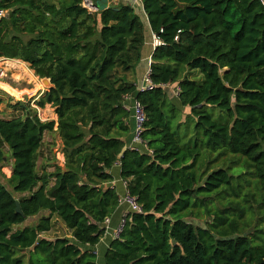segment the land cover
<instances>
[{
	"label": "trees",
	"instance_id": "obj_1",
	"mask_svg": "<svg viewBox=\"0 0 264 264\" xmlns=\"http://www.w3.org/2000/svg\"><path fill=\"white\" fill-rule=\"evenodd\" d=\"M99 6L91 12L83 0H0L9 10L0 21V58L49 79L52 87L31 101L50 106L57 118L43 122L23 101L7 104L21 115L3 118L9 97L0 90V176L21 195L0 184V264H21L24 251L47 264H96L91 249L104 236L102 223L122 209L115 188L106 186L115 164L142 211L126 216L103 264H264V240L251 246L259 224L251 217L264 203V6L142 0L151 32L164 43L148 67L155 87L143 92L135 85L146 34L141 10L106 0ZM194 71L200 82L190 79ZM125 97L143 108L146 152L128 147L134 122ZM207 107L225 114L216 120ZM185 110L195 120L191 147H181L172 131ZM53 132L64 163L49 172L52 166L38 160L44 133ZM215 152L234 156L231 165L243 171L211 170ZM9 160L6 178L1 169ZM249 178L261 199L251 189L243 193ZM41 212L48 215L14 231ZM52 219L70 238L41 237Z\"/></svg>",
	"mask_w": 264,
	"mask_h": 264
},
{
	"label": "rangeland",
	"instance_id": "obj_2",
	"mask_svg": "<svg viewBox=\"0 0 264 264\" xmlns=\"http://www.w3.org/2000/svg\"><path fill=\"white\" fill-rule=\"evenodd\" d=\"M108 5L112 4L108 3ZM190 79L196 82L201 81V77L197 71L192 72V76H190ZM0 90H2V92H4L7 97H9V99L6 98V103L1 106V117L10 119L12 117L21 115L20 110L14 111L13 109H9L7 107V104L15 105L17 101H23L27 103L29 102L30 107L36 109V114L41 121H56L57 118L54 114L53 108H51L50 106H46L45 108L40 109L34 105L33 101H31V98H38L40 94L43 93V91L45 90V86L42 84L41 79H38L33 75V72L29 69L28 64L0 58ZM128 105L131 106V103L129 102ZM207 111L212 114V117L216 120H218L219 115H223L224 113L214 107H207ZM183 112L186 113V116H182V120H180L181 124H179V120L175 122V124L173 123L172 131L177 132V140L181 147H191V135L194 132L195 120L193 116L188 114V111L185 110ZM2 148L7 158H9L7 147L3 145ZM61 150L62 145L58 135L55 132L44 133L38 166L40 167L43 162H47L49 166H52L48 168L49 172L54 169L53 166H59L63 168L64 160ZM202 151H204L203 148H201V153L202 155H204ZM210 157V159L213 160L211 168V170L213 171L218 169H225L228 170L230 174L243 171L240 166L231 165L233 159L235 158L232 155L218 157V152H215L211 154ZM10 164L11 160H9L5 164V167L1 169L6 178L10 177ZM245 182L247 184L250 183V188L248 187V185H246ZM245 182H243L245 186L243 193L248 192L251 189L252 191L257 192L261 199L263 194L260 192L258 186L256 185V180L254 178H249L248 180L245 179ZM0 184L5 186L6 189L9 190L15 198H21V195L13 193V190L4 177L0 176ZM212 206H214V203L212 204ZM47 215V212H41L39 215L26 220L23 224L13 226V228L15 230H21L23 229V226H30L31 224L34 225L41 216ZM251 218L254 221H256L257 219L259 220L258 226L255 227V230H258L257 240L255 242H252L251 244V246L254 247L259 244L260 240H264V203L262 204L256 216H252ZM51 227L52 229L50 230V232L43 234V238H48L50 240L57 238H70V231L66 229V227L60 220L52 219ZM23 253L28 256L24 257L21 264H47L44 260L43 255L41 254L36 256V254H29L28 251H24L19 253V255L23 256ZM95 257L96 264H103V257L101 258V260L99 255Z\"/></svg>",
	"mask_w": 264,
	"mask_h": 264
},
{
	"label": "built area",
	"instance_id": "obj_3",
	"mask_svg": "<svg viewBox=\"0 0 264 264\" xmlns=\"http://www.w3.org/2000/svg\"><path fill=\"white\" fill-rule=\"evenodd\" d=\"M109 1L112 5L123 4V5L130 6L132 8H137V9L139 8L143 12L142 0H109ZM259 3L262 6H264V0H259ZM83 6L91 12L96 11L92 7V3L90 0H83ZM8 14H9V10L4 9V8H0V21L5 19L8 16ZM162 32H163V30L160 29L159 34H161ZM179 33H180V30L177 31V34H179ZM174 41H178V35H176L174 37ZM150 45H151V48L154 50L156 47L163 46L164 43L158 34L151 32L150 33ZM149 75H150V69L148 68L147 71L145 72V74L143 75L140 86L137 87V90L139 92L149 91L155 87L154 84L152 83ZM166 86H164V87H166ZM174 94L176 96L178 95V88L174 91ZM128 98L130 99L132 97H125V100H127ZM125 107L127 110L131 111L133 122H134L132 140H131V143L129 145V148L142 151V148L146 149L144 147L143 141L140 138V135L143 131V124L145 122V116H144L143 108H142L141 104L136 99L132 100L131 106L126 105ZM123 185L125 188V192L123 195L119 196L118 203H119V207H124L125 209L123 210V212L120 215V218L118 220V224L116 225V227L112 231V240L118 239L120 237L121 233L124 230V227L126 224V218H127L126 216L128 214H130V213H141V211H142L140 205L138 204V202L136 200V198L134 196L130 195L126 191L124 181H123ZM109 220H110L109 218H106L104 220V222L102 223V228L105 230V233L108 231Z\"/></svg>",
	"mask_w": 264,
	"mask_h": 264
},
{
	"label": "crops",
	"instance_id": "obj_4",
	"mask_svg": "<svg viewBox=\"0 0 264 264\" xmlns=\"http://www.w3.org/2000/svg\"><path fill=\"white\" fill-rule=\"evenodd\" d=\"M106 2H107V5H108V3L110 4L109 0H106ZM141 14H142V16L144 18L146 34H145V43H144L143 48H142L141 63L139 65V67L137 68V73H136L135 85H137V87L140 86V83L142 81L143 75L146 72L147 68L149 67L151 54L153 52V49L151 48V45H150V33H151V30H150V28L148 26L145 14L142 11H141ZM12 61H17V60H12ZM19 62H21V61H19ZM165 89L167 90L168 93H170V94L172 93L174 95V91L176 90V86L167 85L165 87ZM133 99L134 98H130V99L128 98L127 100H125V104L127 106H129L128 103L130 102L132 104V100ZM131 140H132V138H131ZM129 145H128V147H129ZM142 151L146 152V149L142 148ZM110 174L112 176V181L110 183H108L106 186H108L110 188H115V190H116V192L118 193L119 196L123 195L124 192H125V188H124V185H123V181H122V179L120 177L119 164H115L111 168ZM120 208H122V209L120 210L118 208V210L113 214V216L111 218H109L110 220H109L108 231L100 239L99 243L91 249L93 251V253H95L96 256L97 255L100 256V260L104 256V253H105L109 243L112 241V231L114 230V228L118 224V220L120 218V215L123 212V210L125 209L124 207H120ZM30 226H32V224ZM24 227H27V225L23 226V228ZM41 237L43 238V234H41ZM46 239H48V238H46Z\"/></svg>",
	"mask_w": 264,
	"mask_h": 264
},
{
	"label": "water",
	"instance_id": "obj_5",
	"mask_svg": "<svg viewBox=\"0 0 264 264\" xmlns=\"http://www.w3.org/2000/svg\"><path fill=\"white\" fill-rule=\"evenodd\" d=\"M90 1H91V3H92V7L97 11V10L100 8V6H99V0H90ZM41 82H42V84L45 86V90H46V89H49V88L52 87V85L50 84L49 79H46V78L41 79ZM15 211H16L17 214H21V210H20V208H19V204H18V202H16V209H15ZM193 222H194L195 224H198L197 221H193ZM186 223H189V222L186 221ZM172 243H175V242L172 241Z\"/></svg>",
	"mask_w": 264,
	"mask_h": 264
}]
</instances>
